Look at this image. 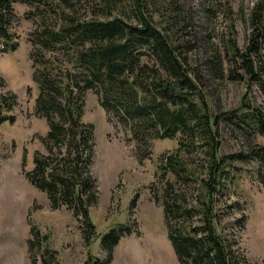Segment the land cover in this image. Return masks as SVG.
Segmentation results:
<instances>
[{
    "label": "trees",
    "instance_id": "16d2710c",
    "mask_svg": "<svg viewBox=\"0 0 264 264\" xmlns=\"http://www.w3.org/2000/svg\"><path fill=\"white\" fill-rule=\"evenodd\" d=\"M14 2L27 5L39 18L30 35V58L38 89L35 113L45 119L47 131L39 136L43 150L34 151L33 167L24 175L46 194L50 207L70 210L80 223L84 243L90 245L97 235L90 207L97 203L98 191L90 170L94 125L83 120V109L85 92L92 90L108 120L114 117L136 141L141 157L149 155L153 139L185 134V142L179 140L175 152L161 155L158 167L163 174L190 180L195 170L188 165L185 153L198 139L207 145L208 176L199 181L197 203L189 204L168 179L153 195L162 207L178 263L246 264L237 240L216 230L214 193L225 160L257 161V178L264 187V144L256 142L246 153L218 156L215 120L185 66L181 44L176 42V27L191 14L169 3L166 26L158 27L146 13L157 0H84V4L82 0H0V42L5 52L18 47L10 30ZM123 6H128L132 15L129 21L121 16ZM249 23L245 47L238 49L234 41L228 45L229 75L234 80L245 79L249 87L256 85L264 100V0H255ZM220 64L216 55L208 58V67L216 77L220 76ZM16 105L13 92L0 93V124L14 122ZM234 112L230 119L237 127L264 137V112L258 106L245 102ZM137 197L135 193L131 199V210ZM239 220L242 227L245 218ZM135 231L130 223L109 228L100 238L105 258L88 254L84 264H108L113 247ZM29 232V250L48 240L33 223ZM53 252L44 248L42 264H51ZM259 264H264V258Z\"/></svg>",
    "mask_w": 264,
    "mask_h": 264
},
{
    "label": "rangeland",
    "instance_id": "374dc122",
    "mask_svg": "<svg viewBox=\"0 0 264 264\" xmlns=\"http://www.w3.org/2000/svg\"><path fill=\"white\" fill-rule=\"evenodd\" d=\"M90 1L94 0L86 3ZM169 3L191 14L189 20L176 27V42L181 44L185 66L215 120L218 156L246 153L256 142L264 144V137L240 129L230 119L245 102L264 112L259 88L249 87L245 79L234 80L229 75L228 45L234 41L238 49L245 47L255 0H157L146 12L156 26H166L164 16ZM13 8L10 30L18 47L5 52L0 42V93L13 92L17 102L12 110L14 122L6 120L0 124V264H42L45 247L54 251L49 256L51 264H84L88 254L105 258L101 235L118 223H130L136 231L123 236L113 247L108 264H179L167 237L162 207L155 203L153 195L168 179L189 204L197 203L199 181L208 176L207 145L198 139L189 147L185 156L195 176L176 180L163 174L158 166L163 153L175 152L178 141L185 142V134L177 132L172 138L153 139L149 155L141 157L136 141L114 117L108 120L98 95L87 90L83 120L94 125L90 170L98 191L97 203L90 207L97 235L87 246L80 223L71 211L65 207L52 209L46 194L33 187L24 175L33 167L34 151L43 150L39 136L46 133L47 124L35 113L38 89L32 79L30 58V35L39 18L25 4L14 2ZM122 8V18L129 21L132 15L128 6ZM262 53L264 56V48ZM214 55L221 60L219 77L208 67V58ZM220 166L224 173L213 201L216 230L237 240L247 257L246 264H259L264 258V187L257 178V161L225 160ZM135 193L138 197L131 210ZM240 218H245L242 227ZM192 221L196 222V217ZM30 223L48 235L47 242L31 250L27 244Z\"/></svg>",
    "mask_w": 264,
    "mask_h": 264
}]
</instances>
